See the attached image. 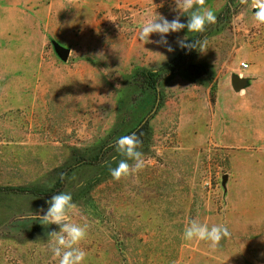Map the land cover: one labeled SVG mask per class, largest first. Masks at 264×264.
Returning <instances> with one entry per match:
<instances>
[{"label": "rangeland", "instance_id": "rangeland-1", "mask_svg": "<svg viewBox=\"0 0 264 264\" xmlns=\"http://www.w3.org/2000/svg\"><path fill=\"white\" fill-rule=\"evenodd\" d=\"M261 2L204 0L217 20L202 50L152 87L145 73L198 34L170 33L172 52L139 39L157 14L187 22L174 0H0V264H59L58 226L31 212L61 192L88 226L84 264H264ZM142 123L145 167L115 180V141ZM192 220L230 235L215 249L185 241Z\"/></svg>", "mask_w": 264, "mask_h": 264}, {"label": "clouds", "instance_id": "clouds-1", "mask_svg": "<svg viewBox=\"0 0 264 264\" xmlns=\"http://www.w3.org/2000/svg\"><path fill=\"white\" fill-rule=\"evenodd\" d=\"M174 2L182 14H187V22L182 23L179 17L169 21L157 14L156 19L148 20L140 28L139 39L141 41L150 42L149 37L152 34H158L160 39L156 43L167 46V51L172 52L174 49L167 40L170 33H178L185 28L189 33H202L205 31L206 25L216 23L215 13L202 7L204 0H174ZM254 15L259 23H264V0L258 5ZM177 44L181 49L189 50L198 49V44H201L202 50V43L196 40L188 43L185 38L177 40ZM141 135L143 134L141 133ZM141 144L142 141L135 133L121 136L115 141V151L123 157L115 168L110 169V174L115 180L139 172L145 167L143 153L138 150ZM130 160L134 161V165L128 163ZM46 204L48 205L47 210H40L42 215L31 212V216L44 226H58L59 231L54 230L48 234L53 255L59 258V264H84L87 253L78 245L87 237L88 226L87 224L80 226L70 221L71 214L77 208L72 195L67 192L55 194L46 201ZM229 235V229L224 225L209 227L207 224L192 220L184 229L182 239L210 242V247L215 249L220 241Z\"/></svg>", "mask_w": 264, "mask_h": 264}, {"label": "trees", "instance_id": "trees-1", "mask_svg": "<svg viewBox=\"0 0 264 264\" xmlns=\"http://www.w3.org/2000/svg\"><path fill=\"white\" fill-rule=\"evenodd\" d=\"M203 39L202 33H198L194 40L201 41ZM193 52V49H182L172 60H170L167 64L161 66L160 68L153 70L152 72H147L145 74L149 75L146 77V75L143 77L142 81L143 83H146L148 86H154L155 82L162 79V76L164 77L167 73H170L171 71L177 69V66H181V64L185 63L186 59H190L191 54ZM187 63V62H186ZM189 64V63H188ZM162 72H165L162 74ZM151 74L156 75V77L153 79ZM158 93V92H157ZM147 129H148V123H142L135 129H133L131 132H129L127 135H131L135 133L140 140H142L147 135ZM141 133L143 135H141ZM106 153V150H101V154L99 157L95 158L93 160L94 163H100L101 157H103Z\"/></svg>", "mask_w": 264, "mask_h": 264}, {"label": "water", "instance_id": "water-1", "mask_svg": "<svg viewBox=\"0 0 264 264\" xmlns=\"http://www.w3.org/2000/svg\"><path fill=\"white\" fill-rule=\"evenodd\" d=\"M58 52L63 60L67 59L69 55L68 50L63 49V48H58ZM230 82H231L232 89L236 92L242 90L246 85V80L241 79L236 75L231 76Z\"/></svg>", "mask_w": 264, "mask_h": 264}, {"label": "built area", "instance_id": "built-area-1", "mask_svg": "<svg viewBox=\"0 0 264 264\" xmlns=\"http://www.w3.org/2000/svg\"><path fill=\"white\" fill-rule=\"evenodd\" d=\"M241 66H242V68H243V69H246V68H248V65H247V64H245V63H242V64H241Z\"/></svg>", "mask_w": 264, "mask_h": 264}]
</instances>
